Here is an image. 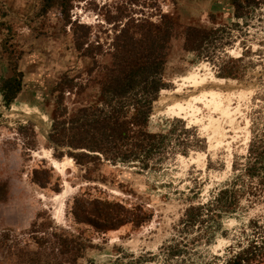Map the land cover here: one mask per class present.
I'll list each match as a JSON object with an SVG mask.
<instances>
[{
	"label": "rangeland",
	"instance_id": "obj_1",
	"mask_svg": "<svg viewBox=\"0 0 264 264\" xmlns=\"http://www.w3.org/2000/svg\"><path fill=\"white\" fill-rule=\"evenodd\" d=\"M71 1L74 28L65 25L57 8L43 13V0H0L3 28L10 26L13 36L7 40L1 28L0 79L12 74L11 57L4 48L19 57L18 70L23 73L22 91L8 108L0 97V240L8 233V244L23 245L40 215L41 221L74 234L83 232L92 240L81 264H176L162 262L160 250L175 237L185 208L205 203L232 182L233 165L245 162L253 132L264 128V9L254 13L246 26L236 21L228 0ZM163 14L172 16L180 29L166 64L170 88L153 103L148 129L166 132L172 120H182L191 131L188 136L196 133L204 148L169 157L150 170L133 164L77 165L68 148L55 150L50 139V116L60 94L57 86L66 80L75 85L64 93V106L73 112L87 99L84 96L96 91L93 78L108 62L120 28L131 20L157 23ZM77 25L88 27L87 44L96 64L75 48ZM192 25L220 30L219 39L208 49L211 61L183 50L181 32ZM230 59L243 68L239 81L217 77ZM92 67L93 73H87ZM79 84L87 87L86 95L76 97ZM163 97L178 100L177 117L167 113L170 101ZM196 97L197 103H192ZM84 193L129 207L143 206L151 212V220L140 228L96 233L77 224L70 213L73 199ZM253 220L264 225V200L244 198L236 212L224 216L208 244L189 247L190 253L193 249L200 254L191 253L195 264L245 245ZM8 262L6 250L0 248V264Z\"/></svg>",
	"mask_w": 264,
	"mask_h": 264
},
{
	"label": "trees",
	"instance_id": "obj_2",
	"mask_svg": "<svg viewBox=\"0 0 264 264\" xmlns=\"http://www.w3.org/2000/svg\"><path fill=\"white\" fill-rule=\"evenodd\" d=\"M228 1L236 21L246 26L254 13L264 9V0ZM71 2L43 0L42 12L57 8L65 25L74 28L76 24L70 17ZM2 18L0 15V31L5 29L9 40L13 37L11 27L3 28L6 24ZM178 29L177 21L166 14L161 15L157 23L126 22L113 39L108 62L93 78L96 91L84 96L87 99L78 103L73 112L64 106V93L75 85L72 81H62L56 89L60 93L59 101L50 116L53 120L50 139L55 150L68 148V155L84 167L100 163L133 164L140 170H150L169 157L186 156L190 150L204 148L196 133L188 136L191 131L182 120H172L166 132L153 133L148 129L153 103L161 92L170 88L165 70ZM73 30L76 50H83L82 55L96 64L94 52L87 44L88 27L77 25ZM219 32L214 28L187 26L181 32L183 50L194 53L200 60L211 61L208 49L219 39ZM4 51L12 61L11 76L0 79V97L8 108L22 91L23 73L18 70L19 57L13 56L7 48ZM226 64L217 77L239 81L243 74L240 62L230 59ZM93 71L94 67L87 73ZM86 89L79 84L75 96L86 95ZM197 98L191 102L197 103ZM162 100L170 101L167 113L177 117L178 100L171 97ZM87 173H90L89 168ZM233 173L232 182L216 190L208 201L192 203L185 208L174 228L175 237L160 250L162 262L195 264L191 253L197 257L200 254L193 249L190 253V246L208 244L221 229L224 216L236 212L244 198L264 200V128L253 132L245 162L241 165L235 162ZM70 213L77 224L89 226L100 234L125 226L140 228L152 217L143 206L129 207L120 201L92 198L85 193L73 199ZM249 228L250 236L245 245H239L237 250L230 249L224 257L212 256L205 264H264V225L253 220ZM27 234L30 239L23 245L19 242L8 244L9 234L2 235L0 248L6 250L8 264H81L93 247L92 240L83 232H68L41 221L40 215Z\"/></svg>",
	"mask_w": 264,
	"mask_h": 264
},
{
	"label": "water",
	"instance_id": "obj_3",
	"mask_svg": "<svg viewBox=\"0 0 264 264\" xmlns=\"http://www.w3.org/2000/svg\"><path fill=\"white\" fill-rule=\"evenodd\" d=\"M228 88H230V87H228Z\"/></svg>",
	"mask_w": 264,
	"mask_h": 264
}]
</instances>
